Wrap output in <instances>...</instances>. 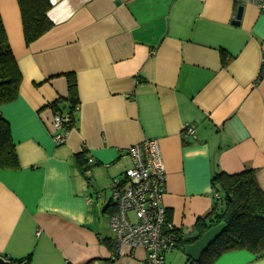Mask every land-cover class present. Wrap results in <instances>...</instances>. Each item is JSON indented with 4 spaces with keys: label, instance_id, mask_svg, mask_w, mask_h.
Returning a JSON list of instances; mask_svg holds the SVG:
<instances>
[{
    "label": "crops",
    "instance_id": "0c3cea01",
    "mask_svg": "<svg viewBox=\"0 0 264 264\" xmlns=\"http://www.w3.org/2000/svg\"><path fill=\"white\" fill-rule=\"evenodd\" d=\"M49 2L54 27L27 46L17 0H0L22 76L19 97L0 107L19 161L0 170V256L109 264L101 241H114L105 212L112 182L131 166L127 150L146 140L159 143L162 202L183 237L217 201L214 174L252 170L264 193V0ZM70 74L75 123L57 145L51 106L69 117ZM86 150L94 159L87 176L76 158ZM117 253L112 264H149L141 248ZM187 259L176 248L165 263ZM215 264H264V255L237 250Z\"/></svg>",
    "mask_w": 264,
    "mask_h": 264
},
{
    "label": "trees",
    "instance_id": "16d2710c",
    "mask_svg": "<svg viewBox=\"0 0 264 264\" xmlns=\"http://www.w3.org/2000/svg\"><path fill=\"white\" fill-rule=\"evenodd\" d=\"M19 5L23 38L27 46L39 40L44 34L52 30L53 23L49 17L52 8L49 0H17ZM222 64L226 65V53L221 51ZM262 69L259 79L263 77ZM69 86V120L67 130H72L74 126L75 107L78 104L77 85L75 77L67 76ZM22 76L19 65L16 62L14 52H12L10 42L4 28L2 17L0 16V107L10 104L19 97ZM53 111L61 114L57 104H53ZM77 162L84 175L90 166L85 158V152L76 156ZM15 143L11 137V126L0 114V170L18 169ZM87 178V177H86ZM212 186L216 194L222 196V201H216L211 209V213L200 218L196 222L194 235L183 237L179 230H176L177 249L184 252V247L194 244L212 227L225 223L224 232L218 237L209 249L201 256L199 262H194L190 258L187 264H215L217 259L226 253L245 250L251 252L257 258L264 255V193L257 184L256 174L252 170H245L239 174L228 175L224 172L214 174ZM116 211L115 207L109 205L105 212L109 215ZM171 221V215H168ZM108 250L113 253V258L109 260L112 264L118 258L117 245L115 241L103 239L101 241ZM8 259V258H6ZM12 264H27L31 257L25 259H9Z\"/></svg>",
    "mask_w": 264,
    "mask_h": 264
},
{
    "label": "built area",
    "instance_id": "2783aa9c",
    "mask_svg": "<svg viewBox=\"0 0 264 264\" xmlns=\"http://www.w3.org/2000/svg\"><path fill=\"white\" fill-rule=\"evenodd\" d=\"M115 1V0H113ZM236 1V0H234ZM264 10V6L262 7ZM57 145L65 143L68 137V116L56 115L54 118ZM185 137H194L195 128L183 127ZM85 158L88 165L94 164L88 150ZM131 166L123 176L114 179L111 186V199L108 205L116 211L110 215V225L114 233L117 252L122 246L131 249H143L147 253L149 264H166L167 254L177 248V228L168 220L162 199L165 195V166L159 143L146 140L127 150ZM91 169H88L86 176ZM216 198H219L216 197ZM116 252V253H117ZM92 264H107L98 261Z\"/></svg>",
    "mask_w": 264,
    "mask_h": 264
},
{
    "label": "water",
    "instance_id": "95a60500",
    "mask_svg": "<svg viewBox=\"0 0 264 264\" xmlns=\"http://www.w3.org/2000/svg\"><path fill=\"white\" fill-rule=\"evenodd\" d=\"M243 6H240L237 10L236 19L234 20V25H238L242 19ZM226 227L225 223H220L208 230L201 238L194 244H188L184 247V254L189 259L194 262H199L201 256L209 249V247L215 242V240L220 237L224 232ZM0 264H12L9 259L0 256ZM22 264H27L26 262Z\"/></svg>",
    "mask_w": 264,
    "mask_h": 264
},
{
    "label": "rangeland",
    "instance_id": "374dc122",
    "mask_svg": "<svg viewBox=\"0 0 264 264\" xmlns=\"http://www.w3.org/2000/svg\"><path fill=\"white\" fill-rule=\"evenodd\" d=\"M218 201H222V196L219 195V198H216Z\"/></svg>",
    "mask_w": 264,
    "mask_h": 264
}]
</instances>
